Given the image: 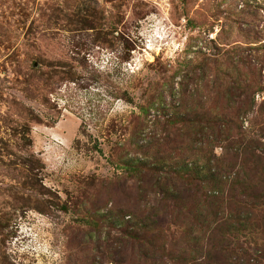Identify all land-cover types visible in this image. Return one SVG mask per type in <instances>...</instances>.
I'll return each instance as SVG.
<instances>
[{
  "label": "rangeland",
  "instance_id": "obj_1",
  "mask_svg": "<svg viewBox=\"0 0 264 264\" xmlns=\"http://www.w3.org/2000/svg\"><path fill=\"white\" fill-rule=\"evenodd\" d=\"M0 264H264V0H0Z\"/></svg>",
  "mask_w": 264,
  "mask_h": 264
},
{
  "label": "trees",
  "instance_id": "obj_2",
  "mask_svg": "<svg viewBox=\"0 0 264 264\" xmlns=\"http://www.w3.org/2000/svg\"><path fill=\"white\" fill-rule=\"evenodd\" d=\"M68 78H70L71 77V75H70V73H68ZM71 79V78H70ZM67 82H69V83H74L75 84V86H77V84L75 83V81H72V80H69V81H67ZM68 83V84H69ZM81 87V86H80ZM58 95L59 96H62L63 97V95L62 94H60V92L58 93ZM64 97H65V95H64ZM141 166H143L142 164H140ZM134 168V170H136L135 172L136 173H141L142 171H140L139 169H140V167L139 168H136V167H133ZM216 185H219V183H216ZM214 199H217L216 197H212V201L214 200ZM239 214V213H238ZM228 218V217H227ZM226 221H227V219H226ZM233 227V224H230L229 225V228L231 229ZM237 228H232V230L231 231H233V230H236Z\"/></svg>",
  "mask_w": 264,
  "mask_h": 264
}]
</instances>
